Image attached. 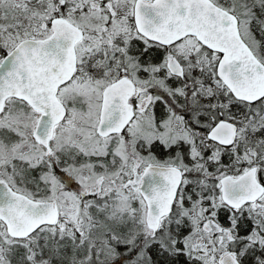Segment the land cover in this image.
<instances>
[{
  "label": "snow or ice",
  "instance_id": "obj_1",
  "mask_svg": "<svg viewBox=\"0 0 264 264\" xmlns=\"http://www.w3.org/2000/svg\"><path fill=\"white\" fill-rule=\"evenodd\" d=\"M0 264H264V0H0Z\"/></svg>",
  "mask_w": 264,
  "mask_h": 264
}]
</instances>
